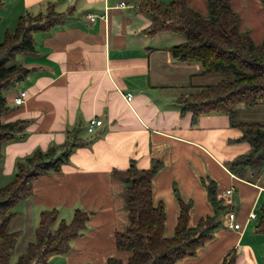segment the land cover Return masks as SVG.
Listing matches in <instances>:
<instances>
[{"label": "crops", "instance_id": "1", "mask_svg": "<svg viewBox=\"0 0 264 264\" xmlns=\"http://www.w3.org/2000/svg\"><path fill=\"white\" fill-rule=\"evenodd\" d=\"M120 1L3 0V37L26 12L46 13L49 5L58 12L69 7L73 11L62 25L35 31L34 51L20 53L15 60L30 72L5 91L8 108L2 120L30 122L22 139L4 146L0 186L13 178L17 161L37 147L63 144L69 136L91 141L76 148L60 172L37 178L33 194L15 209L19 217L32 213L34 235L43 210L56 208L64 220L78 208L89 211L87 228L72 241L69 252L54 255L45 264H106L108 257L119 255L115 231L129 223L123 183L111 172L128 168L132 160L149 168L151 159L158 158L165 166L153 177L152 192L155 203L162 200L166 209V235L173 234L177 223L176 190L193 201L192 225L214 212L202 183L208 176L217 181L219 195L232 204L230 212L241 224L238 229L230 227L224 214L214 237L195 256L177 264H219L231 249L236 250L237 264H264V233L254 230L257 211L264 204V175L257 182L248 181L225 164L248 151L250 144L233 142L242 133L231 126L227 114L206 113L195 124L192 112L181 114V95L193 92V84L203 86L202 80H194L203 76L201 66L173 57L170 47L184 41L178 32L141 33L151 23L141 6L144 0H123L125 6H119ZM249 2L232 0L239 9ZM242 24L248 25L246 20ZM21 90L28 98L18 106L14 96ZM127 92L133 93L130 102ZM92 116L104 122L93 134L87 130Z\"/></svg>", "mask_w": 264, "mask_h": 264}, {"label": "trees", "instance_id": "2", "mask_svg": "<svg viewBox=\"0 0 264 264\" xmlns=\"http://www.w3.org/2000/svg\"><path fill=\"white\" fill-rule=\"evenodd\" d=\"M259 2L264 16V0ZM1 5L3 0H0ZM141 6L151 20L141 33L153 36L170 31L185 35L184 41L170 47L175 59L200 63L202 74L219 70L232 74L229 78L199 87V92L182 96L178 102L182 115L192 112L194 124L200 115L206 113L229 116L231 126L239 128L242 133L233 142L246 141L250 148L225 164L235 176L257 182L264 175V122L239 120L235 117V108L239 104L248 109L264 103V40L256 43L248 31L240 30L242 19L230 0H207L208 16L194 10L188 0H144ZM66 10L58 12L49 5L46 13L21 14L16 28L6 30L3 41H0V172L4 146L8 141L22 139L30 122L25 118L2 120L8 108L5 91L30 72L15 60L20 53L34 51L35 31L62 25L73 11L70 7ZM12 61L13 64H8ZM19 133L22 136H18ZM90 143L69 136L63 144H51L45 150L37 147L17 161L13 178L0 186V264H45L54 255L67 254L72 241L82 236L87 228L89 211L78 208L66 222L59 217L58 209L43 210L35 229V240L29 241L23 253L13 261L22 236L21 230L10 227V222L19 217L15 206L33 194L37 178L60 172L76 148ZM150 164L149 168H140L132 160L128 168H114L111 172L123 183L129 223L123 230L115 231L119 255L108 257L106 264H177L185 257L195 256L223 224V215L232 209V204L219 195L217 181L211 176L202 178L214 212L199 217L192 225L193 201L185 200L176 190L177 223L173 234L166 235V209L162 200L155 203L152 192L153 177L165 163L152 158ZM257 218L254 230L264 233V204L259 207ZM236 256V250L231 249L219 264H237Z\"/></svg>", "mask_w": 264, "mask_h": 264}, {"label": "rangeland", "instance_id": "3", "mask_svg": "<svg viewBox=\"0 0 264 264\" xmlns=\"http://www.w3.org/2000/svg\"><path fill=\"white\" fill-rule=\"evenodd\" d=\"M189 5L196 11L200 12L204 16H208V6H207V0H204L203 5L200 2L194 3L192 0L188 2ZM231 5L236 9V11L239 12L241 20V26L240 30L241 31H248L254 41L256 43H261L264 40V16H263V8L262 5H260V2L258 0H250L249 3H246L245 6H242L241 9L236 8L234 4H232V0H230ZM243 15L245 16L243 17ZM247 21L248 25L244 26L245 23L242 24V22ZM246 27V28H245ZM179 36H183L185 40V35L182 33H176ZM175 38H178L176 35L174 36ZM3 35L0 34V41H2ZM14 61L9 62L8 64H13ZM198 65L200 63L198 62H193ZM194 71H197V68L194 67ZM203 76L201 78H195L194 80L199 81L202 80L201 82L203 83V86L205 84H210V83H216L221 79H226L231 77V73L223 70H219V72H208L205 74H202ZM197 85L193 84L191 90L193 92H199L200 89H198ZM192 93V92H191ZM191 93L183 94L182 96H187L190 95ZM235 117L239 120L243 121H259V122H264V103L258 104L254 108H245L242 104H239L235 108ZM0 184H4L0 180ZM73 216H71L72 218ZM61 218V217H60ZM71 218H67V221H70ZM70 219V220H69ZM33 220V215L32 213L28 215H22L21 217H16L10 222V227L11 229H22V236L20 237V241L17 247L16 254L14 256H18L23 251L25 250V246L29 241L35 240V235H34V224L32 223Z\"/></svg>", "mask_w": 264, "mask_h": 264}, {"label": "built area", "instance_id": "4", "mask_svg": "<svg viewBox=\"0 0 264 264\" xmlns=\"http://www.w3.org/2000/svg\"><path fill=\"white\" fill-rule=\"evenodd\" d=\"M119 6H125L126 2L125 1H120L118 3ZM92 19H94V16H91ZM14 104L16 105H21L27 98V93L25 90H21L17 95L14 96ZM133 99V93L131 92H127L126 94V100L127 101H131ZM88 125H87V130L89 133L93 134L97 127L102 126L104 124L102 118L98 117V116H92L88 121H87ZM232 190L231 189H227V193H231ZM227 218H228V223L230 227H233L235 229L240 228V223L239 222H235V218H234V213L233 212H228L227 213ZM251 216L254 217L256 216L255 212L251 213Z\"/></svg>", "mask_w": 264, "mask_h": 264}]
</instances>
